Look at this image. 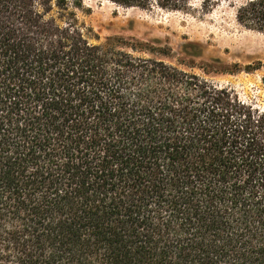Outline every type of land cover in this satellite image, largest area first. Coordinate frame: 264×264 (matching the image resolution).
Segmentation results:
<instances>
[{"label":"trees","instance_id":"1","mask_svg":"<svg viewBox=\"0 0 264 264\" xmlns=\"http://www.w3.org/2000/svg\"><path fill=\"white\" fill-rule=\"evenodd\" d=\"M234 3L264 33V0ZM85 13L0 0V264H264V108Z\"/></svg>","mask_w":264,"mask_h":264},{"label":"rangeland","instance_id":"2","mask_svg":"<svg viewBox=\"0 0 264 264\" xmlns=\"http://www.w3.org/2000/svg\"><path fill=\"white\" fill-rule=\"evenodd\" d=\"M188 12L123 8L104 0H83L82 16L94 41L122 37L134 55L159 58L180 69L229 87L264 108V33L235 20L234 0H217L208 11L192 0Z\"/></svg>","mask_w":264,"mask_h":264},{"label":"bare ground","instance_id":"3","mask_svg":"<svg viewBox=\"0 0 264 264\" xmlns=\"http://www.w3.org/2000/svg\"><path fill=\"white\" fill-rule=\"evenodd\" d=\"M107 2V1H106Z\"/></svg>","mask_w":264,"mask_h":264}]
</instances>
